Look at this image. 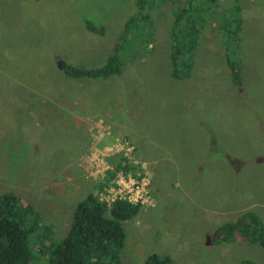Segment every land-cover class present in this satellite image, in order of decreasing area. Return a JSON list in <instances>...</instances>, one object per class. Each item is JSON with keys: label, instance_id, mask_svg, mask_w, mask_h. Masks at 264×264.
<instances>
[{"label": "rangeland", "instance_id": "rangeland-1", "mask_svg": "<svg viewBox=\"0 0 264 264\" xmlns=\"http://www.w3.org/2000/svg\"><path fill=\"white\" fill-rule=\"evenodd\" d=\"M135 1L0 0V196L31 204L59 242L102 179L84 160L101 120L112 131L105 143L119 136L134 146L155 201L123 223L122 264H144L151 253L173 264H264L257 244L216 243L218 229L245 212L264 224V0H216L232 19L239 9L240 86L226 67L218 17L204 27L190 76L171 78V6L153 0L150 44L124 42L130 60L120 76H65V64L106 62ZM36 235L29 264H48Z\"/></svg>", "mask_w": 264, "mask_h": 264}, {"label": "trees", "instance_id": "trees-1", "mask_svg": "<svg viewBox=\"0 0 264 264\" xmlns=\"http://www.w3.org/2000/svg\"><path fill=\"white\" fill-rule=\"evenodd\" d=\"M152 0H136L135 9L126 19L122 41L106 62L97 68L83 69L65 64L62 72L73 78L108 79L120 76L127 68L130 54L123 48L124 42L140 41L147 48L151 37L150 13L146 11ZM160 6H171L172 22L169 30L170 76L184 80L192 72L195 51L202 38L208 20L218 17L217 25L225 42L226 67L234 85L240 86V25L239 9L235 7L233 19L227 10L216 9V0H153ZM150 2V3H149ZM155 5V4H154ZM89 32L102 36L101 25L85 21ZM129 35H131L129 37ZM133 146V145H132ZM134 147V146H133ZM135 149V148H134ZM111 166L104 177L95 184V192L89 193L78 202L73 210L70 226L64 238L53 240V229L41 225V218L33 206L12 193L0 196V264H29L32 261L30 238L34 241L48 264H122L121 252L125 245L123 223L136 218L141 209L139 204L116 200L110 205L100 200V192L109 187L119 172L134 174L140 167L121 156L109 157ZM41 230V231H40ZM216 243L243 241L259 245L264 249V224L253 212L243 213L236 221L226 222L219 229ZM41 232L39 234L37 232ZM38 251V250H37ZM144 264H173L167 255L149 254ZM239 264H256L243 259Z\"/></svg>", "mask_w": 264, "mask_h": 264}, {"label": "built area", "instance_id": "built-area-1", "mask_svg": "<svg viewBox=\"0 0 264 264\" xmlns=\"http://www.w3.org/2000/svg\"><path fill=\"white\" fill-rule=\"evenodd\" d=\"M96 128H90L93 138L92 151L84 159L86 162L85 169L95 180L103 178L106 171L111 169L107 159L109 157L121 156L134 165L140 167L134 174L125 175L119 172L110 182V186L103 188L100 192V200L110 205L116 200H125L131 204H139L142 207L153 208L154 199L149 194V184L147 177L148 172L145 169V163L135 160L132 153L134 147L123 137L116 136L113 144L105 143L104 138L111 136L112 131L109 126L99 120ZM103 126V128H101Z\"/></svg>", "mask_w": 264, "mask_h": 264}]
</instances>
